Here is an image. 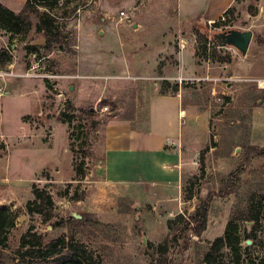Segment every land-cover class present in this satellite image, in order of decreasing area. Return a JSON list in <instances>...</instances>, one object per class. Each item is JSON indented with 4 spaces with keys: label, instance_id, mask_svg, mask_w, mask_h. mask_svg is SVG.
I'll return each mask as SVG.
<instances>
[{
    "label": "rangeland",
    "instance_id": "obj_1",
    "mask_svg": "<svg viewBox=\"0 0 264 264\" xmlns=\"http://www.w3.org/2000/svg\"><path fill=\"white\" fill-rule=\"evenodd\" d=\"M263 1L238 0L227 15L203 23L180 21L176 0H69L52 11L68 37L65 50L53 53L43 48L35 19L22 38L0 33V51L12 57L1 71L11 76L0 77V207L18 215L7 241L12 264L20 262L29 230L46 243L65 236L82 244L90 264H157L159 245L175 236L178 244L167 245L173 264H206L207 252L216 264H264V220H250L264 211ZM26 2L0 0L16 13ZM234 30L253 32L245 56L217 40ZM156 85L160 93L177 86L197 113L208 114L210 138L184 173L172 213L97 175L109 123L144 118ZM53 121L65 125L61 135L53 137ZM41 190L54 201L47 223L27 208ZM205 204L201 236L170 229L169 221L188 219ZM75 214L86 216L83 225L55 227ZM227 232L240 239L239 263L230 247L211 249Z\"/></svg>",
    "mask_w": 264,
    "mask_h": 264
},
{
    "label": "crops",
    "instance_id": "obj_2",
    "mask_svg": "<svg viewBox=\"0 0 264 264\" xmlns=\"http://www.w3.org/2000/svg\"><path fill=\"white\" fill-rule=\"evenodd\" d=\"M237 1L176 0L177 16L184 22L215 21ZM87 72L94 73V69ZM156 87L147 100L144 118L109 123L97 175L104 184L128 189L133 196L154 198L158 208L172 213L179 209L184 173L191 170L210 138L208 114L197 113L196 105L187 102L182 91L160 93V85ZM52 124H56L53 137L54 131L61 135L65 125ZM199 133L203 134L200 143L196 141Z\"/></svg>",
    "mask_w": 264,
    "mask_h": 264
},
{
    "label": "trees",
    "instance_id": "obj_3",
    "mask_svg": "<svg viewBox=\"0 0 264 264\" xmlns=\"http://www.w3.org/2000/svg\"><path fill=\"white\" fill-rule=\"evenodd\" d=\"M72 1V0H71ZM78 1V0H75ZM69 0H27L24 8L21 12L16 13L0 3V33L3 35H10V39L16 37L26 36L33 26V19L36 22V32L42 34L45 37L46 44L44 49L49 53L55 51H64L66 45H68V37L64 36L59 27L56 26V17L52 16V11L55 9H64ZM42 9L46 11L43 12ZM230 12H226L227 15ZM216 24V23H215ZM200 29V28H199ZM208 31V26L205 28ZM202 36L208 37L207 33ZM75 42L73 46H75ZM30 52L39 54L38 46H31L27 48ZM12 64V57L5 51H0V71L6 70ZM162 90H164L162 88ZM179 88L176 86L173 89V93L178 92ZM167 91L164 90V93ZM128 116L122 117V120H128ZM62 121V119H61ZM71 121V120H70ZM69 120L68 122L71 123ZM66 122V121H64ZM205 151L201 154V162L204 164ZM262 155L257 153L256 155ZM83 165V164H82ZM82 166H77L78 173H81ZM35 200L28 203L27 208L31 215H40L43 222L47 223L54 217V201L52 196L46 191H35ZM192 199V196L188 198ZM207 213L208 206L205 204L203 208L197 211V213L185 219L183 216H178L175 220L169 221V227L171 230L182 231L188 233L194 231L197 236H201L207 228ZM17 214L5 206L0 207V264H12L10 256L6 252L8 249V235L12 229L16 227ZM86 216L79 220L75 217L69 218L66 222L60 221L55 224L57 228H63L65 223L74 226H81L85 222ZM264 220V211L260 210L255 216L252 215L250 220H257L261 218ZM179 224L181 228H175ZM193 226V227H192ZM237 230V228H233ZM45 236L34 233L29 230L21 239V247L17 251L21 260L18 264H90V256L88 251L78 242L68 241L67 237L52 240L49 243L45 242ZM239 237L237 234L227 232L225 238H219L215 241L211 248L214 253L218 252L222 247H230L233 251V255L237 259V263L240 262V248ZM179 238L176 236L167 241L166 244L159 245V253L162 255L160 260H157V264H173L167 257L169 253V247L167 245H177ZM24 251V252H23ZM206 264H216L217 259L215 254L206 253L204 258Z\"/></svg>",
    "mask_w": 264,
    "mask_h": 264
},
{
    "label": "water",
    "instance_id": "obj_4",
    "mask_svg": "<svg viewBox=\"0 0 264 264\" xmlns=\"http://www.w3.org/2000/svg\"><path fill=\"white\" fill-rule=\"evenodd\" d=\"M263 9H264V1H263ZM225 34H228L227 37L220 38V36L223 37L225 36ZM219 35H217V40H220L224 47L226 46L235 47L244 56L247 54L253 39V32L250 30L249 31L234 30L223 33L220 36ZM71 90H73V88H71ZM73 217L79 220L82 219V216H79L77 214L73 215Z\"/></svg>",
    "mask_w": 264,
    "mask_h": 264
},
{
    "label": "built area",
    "instance_id": "obj_5",
    "mask_svg": "<svg viewBox=\"0 0 264 264\" xmlns=\"http://www.w3.org/2000/svg\"><path fill=\"white\" fill-rule=\"evenodd\" d=\"M120 16H121V19L123 21L131 22V17L127 13L121 12L120 13ZM7 76H11V75L5 74V73H3V72L0 71V77H7Z\"/></svg>",
    "mask_w": 264,
    "mask_h": 264
},
{
    "label": "flooded vegetation",
    "instance_id": "obj_6",
    "mask_svg": "<svg viewBox=\"0 0 264 264\" xmlns=\"http://www.w3.org/2000/svg\"><path fill=\"white\" fill-rule=\"evenodd\" d=\"M218 35H219V34H218ZM220 35H221V34H220ZM220 35H219V36H220ZM227 35H228V34H225V36H223V37H222V36H220V38H225V37H227Z\"/></svg>",
    "mask_w": 264,
    "mask_h": 264
}]
</instances>
